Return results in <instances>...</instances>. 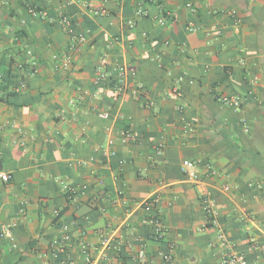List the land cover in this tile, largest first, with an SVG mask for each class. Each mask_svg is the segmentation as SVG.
<instances>
[{"label":"crops","instance_id":"obj_1","mask_svg":"<svg viewBox=\"0 0 264 264\" xmlns=\"http://www.w3.org/2000/svg\"><path fill=\"white\" fill-rule=\"evenodd\" d=\"M60 17L86 34L67 70ZM100 57L134 70L139 99L92 86ZM126 129L133 138L122 142ZM0 173L10 177L0 180V264H59L65 225L76 264L80 243L92 264H138L139 250L144 264H169L168 243L172 264H222L231 249L264 264L249 249L264 246V0H0ZM64 185L81 194L72 200ZM153 213L166 228L160 241L145 223ZM103 234L120 244L101 259Z\"/></svg>","mask_w":264,"mask_h":264},{"label":"built area","instance_id":"obj_2","mask_svg":"<svg viewBox=\"0 0 264 264\" xmlns=\"http://www.w3.org/2000/svg\"><path fill=\"white\" fill-rule=\"evenodd\" d=\"M91 1L97 2L99 4L104 2V0H91ZM92 11L94 14H99V13H103L104 10L101 8V6H98L92 9ZM28 13L32 17L42 16V13L36 11L35 9H29ZM139 13L140 11H137V14ZM59 22L65 27V32L69 37V46H68V51L65 53V55L62 56V59L60 60L58 67L67 70L72 63L73 53L78 50V47H80V45L86 42V34L77 31L76 27L67 25V21L65 17H60ZM159 24L160 25L164 24L162 19L159 20ZM25 56L30 57L31 51L26 50ZM54 58L57 57L55 56ZM34 72L35 71L33 67H31L29 73L33 74ZM134 76L135 73L132 68L124 64L111 63L110 61H108L106 57H100L98 60V66L92 78V86H94L95 88H99L102 85H108L112 87L113 98L115 99L119 96H124V95H129L135 99H139L143 94V89L141 85L134 83ZM24 87H25V83L21 81L18 85V89ZM173 92L177 94L178 93L177 88H174ZM216 99L220 104L224 106H228L234 110H237L240 105L239 100L234 97L218 96ZM100 116L104 119L108 118L107 113H102ZM188 131H191V126L189 123H185L184 132H188ZM116 137L118 140L122 142H126L133 138V133L129 129L119 130L117 131ZM113 141L114 138H109L107 140V145L110 147ZM161 148H162L161 145H158L156 148V153L159 154L161 152ZM109 154L113 155L114 152L110 151ZM180 170L189 182L193 184H198L200 182V177L194 163L184 160L181 162ZM9 178H10L9 175H7L6 173H0V180L2 182H7ZM63 190L66 193H68L69 197L72 200H75L76 198H78V195L81 194L79 189L75 186L64 185ZM223 190L228 191L229 187L224 186ZM156 203H157V199L154 197L148 199L143 204L146 207V209H152L153 211H155ZM202 203H203L204 214L208 218L207 224L210 226H214L216 224V213L212 209L213 207L212 203L206 197L203 199ZM145 223L151 227L152 236L154 239L158 241L164 239L166 235V228L156 213L149 215L148 218L145 220ZM62 231L63 233L61 236V240L64 244H62V246L56 249V255L60 254L62 256V259L59 261V264H76L74 261L69 259L68 255L66 254L65 244H68L70 242L68 226L66 225L63 226ZM0 236H2V234H0ZM217 240L222 245L223 243L226 242L225 236L222 231L217 232ZM119 244H120L119 239L116 240L115 237L111 235L103 234L100 239V243L98 247V253L100 255V258L104 259L106 257V253H108L109 250L114 249V247L115 248L116 246L118 247ZM79 248L81 250V254L84 255L85 264H92L93 261L90 258L88 247L80 243ZM174 248L175 246L172 243H168L166 246V250L162 253L163 260L169 264H172V256H173ZM249 249L255 251L257 250L264 255V246L259 245V243L256 240L251 241ZM56 255H54V257H56ZM135 259L138 264H144L146 261V256L144 251L139 250L136 253ZM222 264H250V263L247 261L244 254L237 252L234 249H231L224 255L222 259Z\"/></svg>","mask_w":264,"mask_h":264}]
</instances>
